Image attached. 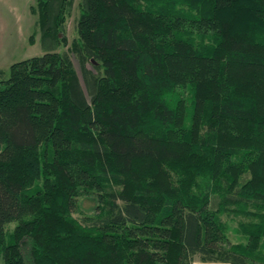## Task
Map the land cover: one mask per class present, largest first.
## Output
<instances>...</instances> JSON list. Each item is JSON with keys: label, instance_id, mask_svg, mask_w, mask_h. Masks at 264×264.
I'll use <instances>...</instances> for the list:
<instances>
[{"label": "trees", "instance_id": "16d2710c", "mask_svg": "<svg viewBox=\"0 0 264 264\" xmlns=\"http://www.w3.org/2000/svg\"><path fill=\"white\" fill-rule=\"evenodd\" d=\"M73 4L32 6L46 51L0 79V264H254L264 0H80L60 51Z\"/></svg>", "mask_w": 264, "mask_h": 264}, {"label": "rangeland", "instance_id": "374dc122", "mask_svg": "<svg viewBox=\"0 0 264 264\" xmlns=\"http://www.w3.org/2000/svg\"><path fill=\"white\" fill-rule=\"evenodd\" d=\"M38 0H0V79H6L10 75V66L22 59L41 55L46 51V42L42 36V30L37 24L38 16L32 12V6L36 7ZM80 0H74L73 7L66 15L64 21L65 41L55 45L57 50L67 51L72 40L78 36L76 29L77 20L80 14ZM4 26V27H3ZM63 35V34H62ZM71 58L83 82L80 62L74 53ZM91 67V65H89ZM84 84V83H83ZM180 92L189 97L188 89L178 87L174 93ZM98 201L92 195H82L77 201L74 209V216L83 220L85 215H93L96 211ZM223 219L228 222V236L232 242H247V237L242 234L238 223L247 220V216L239 214H225ZM16 222L7 225L12 230ZM254 264H264V238L261 241L259 250L255 252ZM213 261H202L196 257L193 264H212ZM227 264V263H224Z\"/></svg>", "mask_w": 264, "mask_h": 264}, {"label": "crops", "instance_id": "0c3cea01", "mask_svg": "<svg viewBox=\"0 0 264 264\" xmlns=\"http://www.w3.org/2000/svg\"><path fill=\"white\" fill-rule=\"evenodd\" d=\"M4 27V26H3ZM224 263H226V262H214V263H212V264H224ZM227 264H229V263H227Z\"/></svg>", "mask_w": 264, "mask_h": 264}]
</instances>
